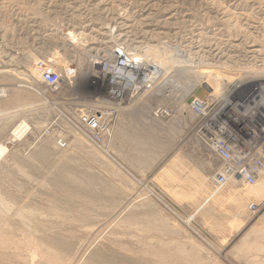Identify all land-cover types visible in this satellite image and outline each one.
I'll return each instance as SVG.
<instances>
[{
  "label": "rangeland",
  "instance_id": "1",
  "mask_svg": "<svg viewBox=\"0 0 264 264\" xmlns=\"http://www.w3.org/2000/svg\"><path fill=\"white\" fill-rule=\"evenodd\" d=\"M263 8L264 0H0V66L10 70L0 73V141L21 121L29 125L0 159V239L13 240L0 246V264H47L49 238L85 247L80 264L99 249L157 264H167L162 253L169 264H264V198L243 200V184L211 190L220 161L183 107L193 90L185 97L182 89L195 84L194 75L178 78L181 69L172 68L155 89L119 104L112 154L72 123L113 107L106 86L91 81L94 53L110 55L119 43L179 49L190 70H217L231 89L253 76L264 83ZM71 32L85 42L72 41ZM43 62L64 72L58 92L34 73ZM159 90L171 98V116L154 115L165 101ZM62 137L65 149L57 146Z\"/></svg>",
  "mask_w": 264,
  "mask_h": 264
},
{
  "label": "built area",
  "instance_id": "2",
  "mask_svg": "<svg viewBox=\"0 0 264 264\" xmlns=\"http://www.w3.org/2000/svg\"><path fill=\"white\" fill-rule=\"evenodd\" d=\"M131 51H128V49ZM143 47L119 43L110 55L98 52L100 59L94 61L97 67L92 84L106 86L105 97L113 107L100 108V111L80 113L72 121L73 127L79 129L97 148L109 150L114 138L113 112L117 111L129 95L135 91L143 94L147 89H155L160 77L153 81V69L141 68L145 62L142 56L135 55ZM96 54V52L94 53ZM106 55V56H105ZM147 70V71H146ZM41 83L48 92H58L64 81V72L50 67L43 62L38 65ZM97 73V74H96ZM259 89V88H258ZM254 89L237 91L229 95L226 104L217 101L208 93L202 98L196 91L189 97L194 99L189 110L196 117L195 130L206 144L213 141L216 152L221 159L222 169L216 180L224 185L232 180H240L245 184L254 185L262 177L264 171V93ZM102 109V110H101ZM161 110V109H160ZM165 116H171L172 108L161 110ZM156 110L154 111V113ZM74 129V130H75ZM76 131V130H75ZM58 142L60 148L66 147V140ZM63 141V142H62ZM215 150V149H214ZM252 207L258 211L256 205Z\"/></svg>",
  "mask_w": 264,
  "mask_h": 264
},
{
  "label": "bare ground",
  "instance_id": "3",
  "mask_svg": "<svg viewBox=\"0 0 264 264\" xmlns=\"http://www.w3.org/2000/svg\"><path fill=\"white\" fill-rule=\"evenodd\" d=\"M82 34L83 33H79V32L78 33H75V32L72 33L71 32L69 36L71 37V40L72 41L74 40V41H79V42L83 43L85 41H83V37H82L83 35ZM3 42H6V39H5V31H2V33H0V44L3 43ZM143 48H146V49H143L140 52H136L135 55L142 56L143 60L145 61L141 65V68H146L147 67L150 70L153 69V73L150 74V75H153L154 74L153 81L157 80V77H160V82H161V79H162V82H163L168 77V74L171 73L172 68L173 69L174 68L181 69V70H178L177 71L178 78H181V76H182L183 73H187V75L189 76L190 79H191L190 74L195 76L194 77L195 84L191 88H188L187 90L182 89V91L185 92V93L183 92L184 93L183 95L185 97H186V94L187 93H189L191 90H193V92L196 91L197 96L200 95V97H202V98H205L204 96H202L203 93L204 94L205 93H208V95L206 94V96H211V98H210L211 100H213V98L216 99L217 101H220L221 99H223L224 101L222 102V105H225L226 104L227 97H229V95H232V94L236 93L237 91L246 90V89L251 90V89H254V88H257V89L259 88L258 90L262 91V94L264 93V83L263 82H259L257 84L256 81H255L256 79H259V77H254L253 76V77H251V80L249 82H244L245 79H240L241 80L240 85L236 84V85H234L235 86L234 89H231V86H233V84L231 83L232 84L231 85L229 83L226 84L225 82H223L222 79L220 78L221 74L217 70H212V71L209 70L207 72H206V70H205V72L202 71V70H200V71L190 70L191 66L190 65H186L185 66V64H184V63H188L190 61V58H187V53H186V55H185L184 58H187L188 61H185V60L183 61V58H182L183 56L182 57H180L179 55H178L179 57L176 56L177 53L179 54L181 52L179 49H177V51H175L176 53L170 51V52H172V54H171V53H168L167 50L164 51V48H163V51H162L159 47L154 46V45L153 46L152 45L146 46V47H143ZM97 53L98 52H96V54H94L96 61H98L100 59L99 58L100 56H97ZM4 65H6V64H4ZM9 71L10 70L5 69L3 65L0 66V73H8ZM246 72H249V71L246 70ZM34 73H36L38 75L39 72H38V70L37 71L35 70ZM251 74H254L255 75L257 73H251ZM39 75H40V73H39ZM237 75H239V74H237ZM247 75H249V74H246V76ZM40 79H41V76H40ZM197 80H199V81H197ZM225 80H226V77H225ZM1 91H2V96H3L5 94V92H6V90L5 89H1ZM182 91H180V92L182 93ZM134 93H135V91L132 92V94H134ZM155 94L157 96L162 97L165 101L160 104L161 106L155 108L156 112L154 113V115H156V117H162V116L163 117H166L161 110H165L166 111V105L165 104H167V101H169V100H166V99H169L170 97L167 98L166 94H164V90H159ZM140 95H142V94H136V97H139ZM184 96H183V98H184ZM193 100L194 99H192L191 97H188V101L186 100V104H184L183 107H185V108L187 107V109H189V106H190V104L192 103ZM162 104H164V105H162ZM28 128H29V125L27 124V122L26 121H21L19 124H17L14 127V130H11V132L8 134V137L10 136L9 138H6L3 142L0 141V159L3 158L9 152V149H10L9 147H11L12 145H14L15 141H17L18 139L23 138V136L26 134V132L29 131ZM79 132L82 133L81 131H79ZM82 135L84 136V133H82ZM199 138H200V141L202 142V144L205 145L206 147H208V149L212 153H214L215 157L217 159H219L217 153H215L216 152V147L214 146L213 141H212V143L211 142H207L208 144H206L205 140L202 137H199ZM86 139L88 140L87 137H86ZM63 140L65 141L66 139L64 138ZM76 141H79L80 142V139L79 138H76L74 140V142H76ZM58 142L59 141H57V146L59 147ZM91 144H93V143H91ZM67 146H68V142L66 140V147L65 148H67ZM219 161H220V165L216 169L213 170L214 173L212 174L213 177L211 179V190H212V192H213L214 195H216L218 192H221L223 189H225V188H227L229 186H231V188H232V187H236L238 184H243L246 188L249 187V188H247L248 189L247 192H245L244 194L241 195V198L243 200H246L247 201V200H250L252 198H255V199H263L264 198V171H263L262 177L259 178L258 181L256 182V184H254V185L245 184L243 181H240L238 179L237 180H232L231 182H228V183H226L224 185H218L217 182H216V180L218 178L219 171L222 169L221 159H219ZM66 175L68 177L70 176L68 173H66ZM176 177H178V176H176ZM84 180L85 179L83 177V180L80 181V182H83ZM55 181L57 183H59L62 188H68L69 187L68 182L66 180H64L63 178H62V180H60V179L57 178ZM77 186L75 188H73V189L78 191L80 189V187H79L80 184H79L78 187ZM68 190H70V189H68ZM5 199H6V197H5ZM5 201L7 202V204L9 203V200H5ZM1 204H3V201L1 202ZM13 205H11V206H13ZM248 205H249L248 206L249 212H251V213L254 214L255 211H256L252 207V205H256L257 210H258L257 204H255L253 202H250V203H248ZM15 206H16V204H15ZM1 207L4 208V206H1ZM9 208H11V207H9ZM5 209L8 212V209L7 208H4V210ZM10 212H14V214H16V215L18 213L16 211L12 210V209L8 213H10ZM19 213H22V212L20 211ZM23 223H24V221H23ZM45 242H46V245L49 246L48 247L47 254L45 256L46 259H47L46 260L47 261V264H80V262L83 259L84 255L87 253V249H85V247H81V246L80 247H77V244H75L74 247H72L70 249V246L68 245V243H66V242H62L61 243L56 238L45 239ZM29 243H31V242H27V244L25 245L28 248H29V245H31ZM12 244H13L12 238H8V237L4 238L3 237V239H0V246L1 247L10 248L12 246ZM22 244H24V243H22ZM18 248H21V247H18ZM247 249H249V248H247ZM19 251H21V250H19ZM66 252H69L68 253L69 254L68 255L69 257L67 256ZM145 253L148 254V255L150 254L151 257H153L152 255H155L154 252H151V251H146ZM163 254L164 253L161 254L162 257H163V259L166 260V263L167 264H169V261L167 262L168 259ZM147 260H146V258H142V259H138L137 258V259H134V258L129 257L128 255H124V254H121V253L116 252V251L106 252V251H100V249H99V251H96L94 254H92V258H91V260H89L90 262L88 264H157L156 261H151V260L147 261ZM19 261H20V259H19ZM188 261L191 262L189 264H193L192 261H191V259L188 258Z\"/></svg>",
  "mask_w": 264,
  "mask_h": 264
}]
</instances>
